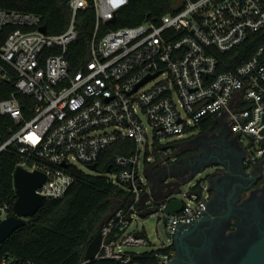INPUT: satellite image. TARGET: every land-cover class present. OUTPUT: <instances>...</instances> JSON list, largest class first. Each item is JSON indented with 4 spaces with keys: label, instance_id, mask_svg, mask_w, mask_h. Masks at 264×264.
Masks as SVG:
<instances>
[{
    "label": "built area",
    "instance_id": "1",
    "mask_svg": "<svg viewBox=\"0 0 264 264\" xmlns=\"http://www.w3.org/2000/svg\"><path fill=\"white\" fill-rule=\"evenodd\" d=\"M172 2L171 13L158 22L108 31L100 40L95 35L90 61L77 70L66 58L78 38L77 15L94 9L97 31L129 0H70L71 21L60 35L41 32L39 16L0 10V32L15 28L0 47V83L15 81L18 93L34 99L30 119L15 94L0 102V117H9L16 127L0 141V154L11 151L19 158L16 169L46 175L37 194L64 197L75 180L70 170L97 167L102 152L119 141L130 138L136 144L134 155L117 157L116 171L106 175L125 195L100 230L99 253L81 264H165L170 242L127 252L151 246L137 221L163 222L167 238H173L204 216L205 192L183 195V209L174 215H167L168 205L179 199L157 201L146 193L140 157L148 151L150 163L156 142L165 146V139L187 133L195 139L209 120L226 124L239 139L248 172L264 175V44L233 70H220L233 64L225 55L251 33L264 31V0ZM87 174L99 175L98 170ZM11 216L8 206L0 207V222ZM0 264L36 263L5 257Z\"/></svg>",
    "mask_w": 264,
    "mask_h": 264
},
{
    "label": "trees",
    "instance_id": "2",
    "mask_svg": "<svg viewBox=\"0 0 264 264\" xmlns=\"http://www.w3.org/2000/svg\"><path fill=\"white\" fill-rule=\"evenodd\" d=\"M69 1L0 0V10L39 16L48 35H60L68 29L71 21ZM89 1L92 3V0ZM172 4V0H129V5L119 11L113 21L106 24L100 23L97 31L94 9L80 11L76 18L78 38L69 46L66 55L70 66L73 70H77L80 65L90 61L91 45L95 35L100 40L108 31L139 26L146 20L158 22L164 15L171 13ZM14 30L15 28L8 27L0 32V47ZM263 44L264 31L251 33L244 44L224 56L233 64L221 66L220 70H233ZM14 84L15 81L12 80L0 83V102L15 94L24 117L30 119L34 99L18 93ZM217 128L215 122L209 120L201 125L199 136L214 132ZM15 130L16 127L9 117H0L1 142L8 140ZM184 144L175 142L159 146L156 142L153 151L175 150ZM135 151L134 140L125 139L102 152L97 164L99 175L87 174L78 169L70 170L75 180L66 195L59 199H45L37 214L27 219L24 227L15 231L0 245V260L10 257L21 261H32L36 264H81L87 247L114 211L115 200L123 199L125 195V192L114 185L106 175L108 172L116 171L117 157L129 158L134 155ZM190 153L192 150L176 155V158L180 159ZM149 156V152L146 151L144 156L146 166H150L147 161ZM18 162V156L11 151L0 154V207L8 206L11 215L14 214L17 201L14 174ZM201 184L202 181H199L191 192H200ZM180 187L181 184L161 180L153 189V193L157 196V201H162L179 193ZM91 264L109 263L94 262Z\"/></svg>",
    "mask_w": 264,
    "mask_h": 264
},
{
    "label": "flooded vegetation",
    "instance_id": "3",
    "mask_svg": "<svg viewBox=\"0 0 264 264\" xmlns=\"http://www.w3.org/2000/svg\"><path fill=\"white\" fill-rule=\"evenodd\" d=\"M201 136L202 147L181 157L175 171L199 177L205 170L206 211L168 238L165 264H264V175L248 172L239 139L226 124Z\"/></svg>",
    "mask_w": 264,
    "mask_h": 264
},
{
    "label": "rangeland",
    "instance_id": "4",
    "mask_svg": "<svg viewBox=\"0 0 264 264\" xmlns=\"http://www.w3.org/2000/svg\"><path fill=\"white\" fill-rule=\"evenodd\" d=\"M193 136L194 135L187 133L181 139H165L162 142V144L165 146L170 145L175 142H182L185 144L178 146L177 148H175V150L161 149L159 151H155V152L153 151L150 166H146L144 155L140 157L139 174H140V178L143 181L146 193L150 194L151 188L152 190L155 189L161 180H168V182H171V183H178L179 185L181 184L180 193L174 194L171 198L182 200L184 199L183 195L189 194V192H191V190L194 188V186L199 181L204 180L206 175L202 174L199 177L197 176V178H195L190 183H188V181L193 177L178 176L175 171L176 167L178 166L177 164L180 163L181 161L179 158H176V155L182 154L185 151H191L192 149H195V148L199 149L202 147L201 142L199 141L204 139L205 136L204 138L203 136H201V138L197 137L191 140ZM80 168L84 169L86 173H90V171L87 170L85 167L80 166ZM192 198L195 199V197H192ZM121 204H122V199H116L113 210L118 208ZM137 224H138L139 230L141 231L144 230L151 246L147 248L129 247L126 249L127 252H130V253L146 252L148 250H152L153 248H157V247H161V246L169 244V240L166 236V231H165L163 222L157 221L154 218H149V219H139L137 221Z\"/></svg>",
    "mask_w": 264,
    "mask_h": 264
},
{
    "label": "water",
    "instance_id": "5",
    "mask_svg": "<svg viewBox=\"0 0 264 264\" xmlns=\"http://www.w3.org/2000/svg\"><path fill=\"white\" fill-rule=\"evenodd\" d=\"M40 30L41 32L46 33L45 27H42ZM157 76L158 74L152 78H147L144 80L136 87L135 91ZM65 166V164L62 165V167ZM89 170L97 172V167L91 166L89 167ZM204 171H200L198 175H202ZM195 178H197V176L191 178L188 183L193 181ZM208 178L209 177H205L204 180H202L201 191H196L192 194L200 196L207 187ZM46 180V175L40 171L29 172L22 168L16 169L14 174V187L17 196V201L14 206L15 216H11L8 219L0 222V245L5 242L15 231L24 227L27 224V219L32 218L37 214L45 200V197L37 194V190H39L46 183ZM182 209L183 203L181 200H172L169 202L167 215H174L181 212ZM101 244L102 233L99 232L86 249L84 256L86 261L93 260L96 257L100 251Z\"/></svg>",
    "mask_w": 264,
    "mask_h": 264
},
{
    "label": "crops",
    "instance_id": "6",
    "mask_svg": "<svg viewBox=\"0 0 264 264\" xmlns=\"http://www.w3.org/2000/svg\"><path fill=\"white\" fill-rule=\"evenodd\" d=\"M217 125V129H221V127H222V124L220 125V124H216ZM199 137V136H198ZM193 139V138H192ZM166 181H168V180H166ZM171 183V182H170ZM151 187V186H150ZM196 192V191H195ZM191 193H193V192H191ZM151 195H152V198H154L155 200H158V198H157V196L153 193V190H152V188H151Z\"/></svg>",
    "mask_w": 264,
    "mask_h": 264
}]
</instances>
